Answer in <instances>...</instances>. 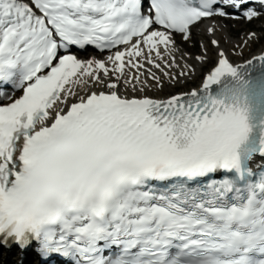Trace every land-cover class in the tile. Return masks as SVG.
I'll return each instance as SVG.
<instances>
[{
	"label": "snow or ice",
	"instance_id": "1",
	"mask_svg": "<svg viewBox=\"0 0 264 264\" xmlns=\"http://www.w3.org/2000/svg\"><path fill=\"white\" fill-rule=\"evenodd\" d=\"M261 41L264 0H0V264H264Z\"/></svg>",
	"mask_w": 264,
	"mask_h": 264
},
{
	"label": "rangeland",
	"instance_id": "2",
	"mask_svg": "<svg viewBox=\"0 0 264 264\" xmlns=\"http://www.w3.org/2000/svg\"><path fill=\"white\" fill-rule=\"evenodd\" d=\"M255 24H256V25H255ZM255 24H253V28L256 29L257 27H261V22H260V23L258 22V23H255ZM247 28H252V27H250V26H249V27H248V26H246V27H245V26L234 27V28H233V31H234V32H239V31H242V30L247 29ZM260 29H261V28H260ZM258 31H260V30H258ZM260 43H264V41H261ZM256 46L259 47L260 44L258 43V44L255 45V47H256Z\"/></svg>",
	"mask_w": 264,
	"mask_h": 264
}]
</instances>
